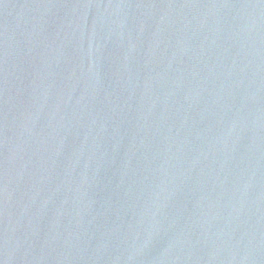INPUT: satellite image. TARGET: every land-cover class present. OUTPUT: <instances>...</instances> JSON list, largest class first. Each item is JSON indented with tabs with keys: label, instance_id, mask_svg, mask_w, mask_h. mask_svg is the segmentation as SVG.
Listing matches in <instances>:
<instances>
[{
	"label": "water",
	"instance_id": "obj_1",
	"mask_svg": "<svg viewBox=\"0 0 264 264\" xmlns=\"http://www.w3.org/2000/svg\"><path fill=\"white\" fill-rule=\"evenodd\" d=\"M0 264H264V0H0Z\"/></svg>",
	"mask_w": 264,
	"mask_h": 264
}]
</instances>
